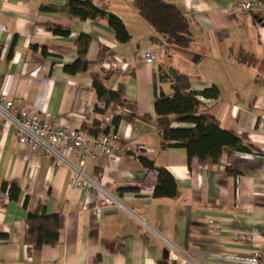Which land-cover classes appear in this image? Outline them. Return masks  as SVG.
<instances>
[{"label":"crops","instance_id":"1","mask_svg":"<svg viewBox=\"0 0 264 264\" xmlns=\"http://www.w3.org/2000/svg\"><path fill=\"white\" fill-rule=\"evenodd\" d=\"M67 1L0 0V96L31 110L42 95L39 119L81 131L99 106L92 75L121 91L135 109L110 105L102 117L109 127L113 116H121L118 148L107 156L97 151L84 171L122 207L95 211V198L68 183L72 171L65 164L29 150L0 128V183L20 188L17 199L7 193L0 197V264H244L240 255L264 246V75L238 57L242 51L264 62V12L241 19L227 11L238 0H167L189 19L192 42L186 49L169 47L145 63L140 54L153 48V30L132 0H89L121 19L130 34L126 43L115 39L105 20L81 21L42 9ZM47 24L68 28L69 35H55ZM80 33L90 36L86 59L91 65L71 75L63 65L76 58ZM101 47L106 57L97 64ZM169 67L185 74L193 90L217 87V98L200 100L246 150L225 149L216 162H200L188 161L183 147L160 148L153 103L159 91L171 92L170 83L158 79ZM111 69L116 72L108 78ZM44 79L49 84L42 90ZM139 157L168 170L176 185L173 197L153 195L157 171ZM69 159L77 161L74 154ZM39 203L62 223L55 245L33 250L24 241L26 217ZM209 218L219 224L216 234ZM236 233H251L253 240Z\"/></svg>","mask_w":264,"mask_h":264},{"label":"trees","instance_id":"2","mask_svg":"<svg viewBox=\"0 0 264 264\" xmlns=\"http://www.w3.org/2000/svg\"><path fill=\"white\" fill-rule=\"evenodd\" d=\"M133 7L141 19L153 30L150 41L154 46L163 45L165 54L169 47L186 49L192 42V34L189 27V19L181 9L167 0H132ZM42 9L53 12H63L73 19L94 21L105 20L113 31L115 39L120 43H126L130 34L124 23L115 14L109 12L106 7H98L89 0H68L61 7L42 6ZM46 28L55 35L68 36L69 29L47 24ZM90 36L80 33L75 38L76 58L63 65V70L71 75L83 73L88 70L91 62L86 59ZM107 50L101 47L97 54L96 63L105 60ZM238 61L242 64L257 65L259 74L264 75V62L258 61L253 55L240 52ZM116 70H109L108 78L115 74ZM160 81L170 83L171 92L166 94L159 91L155 95L153 108L155 112L154 125L157 130L158 144L161 149L167 147H183L190 161L193 157L200 162L207 160L216 162L225 149L246 150L241 139L231 130L223 129L218 120L210 113L209 109L201 102V98H217L218 89L211 86L197 91L190 87L188 77L169 67L158 72ZM92 88L98 101L104 106H95V117L85 122L81 131L95 137L109 131L117 132L120 115L112 117L111 126L105 127L102 117L110 105L127 106L135 109V104L129 102L119 90H113L105 86L102 80L92 75ZM135 117L148 121V116ZM173 123L185 124V126H172ZM140 162L148 169L157 171L158 181L153 190L155 197H173L176 194V185L173 177L163 167L154 166L153 162L144 157H139ZM20 188L17 184L2 181L0 183V197L7 193L9 199H17ZM62 219L58 214H47L42 203H39L34 212L26 217V231L24 241L33 250L40 249L43 245H55L58 240V232ZM4 235H1L3 237Z\"/></svg>","mask_w":264,"mask_h":264},{"label":"built area","instance_id":"3","mask_svg":"<svg viewBox=\"0 0 264 264\" xmlns=\"http://www.w3.org/2000/svg\"><path fill=\"white\" fill-rule=\"evenodd\" d=\"M230 15L238 14L241 19L248 18L252 13L264 12V0H238L228 8ZM1 27V26H0ZM164 50L163 45L153 46L140 54L145 63H153L159 52ZM49 84L48 79L40 83L42 90ZM43 96L40 95L31 110H28L14 100H6L0 96V128L1 131L11 132L20 144L26 145L29 150H42L46 155L52 156L57 162L65 164L72 176L68 183L73 188H82L88 196H93L96 203L95 211L106 206L122 207L120 200L105 190L95 180L85 174L84 168L88 159H95L97 151L103 155H110L118 148L119 136L117 132L109 131L92 137L80 130L69 129L67 126H55L39 119L38 113L42 111ZM103 107V102H99ZM74 154L77 161L69 159ZM210 232L216 234L219 224L215 219L207 220ZM243 240H253V234L236 233ZM238 260L244 264H264V246L240 255Z\"/></svg>","mask_w":264,"mask_h":264}]
</instances>
